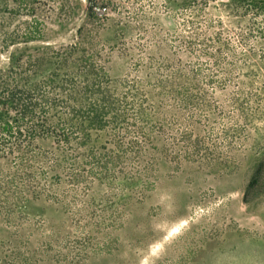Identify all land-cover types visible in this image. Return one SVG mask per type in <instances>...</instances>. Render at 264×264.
<instances>
[{"label":"rangeland","instance_id":"obj_1","mask_svg":"<svg viewBox=\"0 0 264 264\" xmlns=\"http://www.w3.org/2000/svg\"><path fill=\"white\" fill-rule=\"evenodd\" d=\"M93 1L0 0V91L66 104L0 151V264H264V11Z\"/></svg>","mask_w":264,"mask_h":264},{"label":"trees","instance_id":"obj_2","mask_svg":"<svg viewBox=\"0 0 264 264\" xmlns=\"http://www.w3.org/2000/svg\"><path fill=\"white\" fill-rule=\"evenodd\" d=\"M89 1L91 4L89 10L92 14L95 4L93 0ZM249 1V7L255 9V11H264V0ZM44 88H46V86H44ZM38 91L39 89L27 90L20 86H16L13 89L2 87V90L0 91V93L4 95V97H0V151L6 154L8 152L12 153V151H15L16 149L18 152L25 154L23 157H17L16 163H20L22 166L29 164V162L27 163L26 153L28 150H31L30 148L33 146L34 136L38 135V132L40 131L52 130L49 127H46V124H42V121H46L45 116L41 119V117H43L41 114L46 113L45 105L47 104L48 108L50 105H60L61 107L66 108L64 101L52 97V95L47 92L38 93ZM92 108V105H89V109L86 110L82 107H74L71 110H73V115L76 117L80 116L81 119H97L100 113L93 112L92 114ZM10 109L16 111V115L13 118ZM97 120L101 121V123L105 122L104 120ZM38 122L40 123L39 128L37 127ZM100 125L102 126L103 124ZM58 130L60 132H57ZM55 131L58 133V136H60V139L63 137L62 139H65L66 141L69 140L70 133H73L72 129L68 132V129L65 127L55 128ZM13 141L16 143L15 148L12 146ZM22 166L20 167L22 168ZM263 174L264 159L259 163L247 189H245V201L249 200L250 194H257L264 188V181H261ZM2 263L10 264L9 260H4Z\"/></svg>","mask_w":264,"mask_h":264}]
</instances>
